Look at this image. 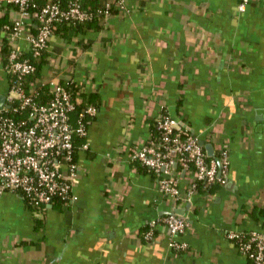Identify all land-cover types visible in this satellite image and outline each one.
<instances>
[{
	"label": "crops",
	"instance_id": "obj_1",
	"mask_svg": "<svg viewBox=\"0 0 264 264\" xmlns=\"http://www.w3.org/2000/svg\"><path fill=\"white\" fill-rule=\"evenodd\" d=\"M240 4L126 0L99 30L54 32L38 84H74L75 99L98 113L75 143L76 201L37 210L0 196V264H247L227 235L264 234V6ZM15 16L0 15L2 55L4 26ZM8 90L0 64V96ZM163 113L209 159L228 152L224 184L175 202L159 192L158 176L129 160ZM174 172L184 191L189 175ZM176 210L188 223L183 234L160 224L144 239L145 227ZM173 240L187 249H172Z\"/></svg>",
	"mask_w": 264,
	"mask_h": 264
},
{
	"label": "built area",
	"instance_id": "obj_2",
	"mask_svg": "<svg viewBox=\"0 0 264 264\" xmlns=\"http://www.w3.org/2000/svg\"><path fill=\"white\" fill-rule=\"evenodd\" d=\"M83 1L48 0L40 5L36 0H0V15L10 9L16 15L11 24L4 26L3 33L10 44L8 53L0 52V64L9 82L5 105L0 109V196L15 194L39 210H47L57 200L64 206L77 200L73 194L78 169L75 143L77 138L86 137V121L94 118L98 109L83 105L67 87L53 80L48 83L50 97L42 102L37 86L40 79L36 75L33 80L37 71L34 61L48 50L56 24L100 17L108 20L113 10H124L126 3L108 0L101 8L93 9L83 7ZM250 1L241 0L240 9L244 11ZM255 1L264 6V0ZM21 41L27 43L26 48L19 45ZM157 130L160 140L151 134L141 147L129 153V160L141 163L158 176L161 194L175 202H191L200 181L207 185L225 183L230 167L226 150L220 159H209L197 138L166 114L158 117ZM175 167L190 177L184 191ZM160 224L176 237L188 228L187 221L173 212L150 224L143 235L146 241H152ZM227 238L236 244L247 264H264V234L231 232ZM169 246L177 251L187 249L186 244L175 240Z\"/></svg>",
	"mask_w": 264,
	"mask_h": 264
},
{
	"label": "trees",
	"instance_id": "obj_3",
	"mask_svg": "<svg viewBox=\"0 0 264 264\" xmlns=\"http://www.w3.org/2000/svg\"><path fill=\"white\" fill-rule=\"evenodd\" d=\"M48 0H36V2L40 5H44L46 4ZM52 1H60V0H52ZM108 0H84L83 1V7H92L93 9H97V8H101ZM117 10H113L112 14L117 13ZM7 17H9L8 14H6L5 17H3V19H5V22H7ZM2 18V17H1ZM0 18V19H1ZM2 19V20H3ZM103 19L102 17L100 18H95L91 21H86V22H81V23H59L55 25V33L59 32L61 34V36H63L64 38H69L71 35H77L78 33H86L88 31L91 30H99L103 24ZM8 23V22H7ZM68 40L69 39H65ZM3 50L5 55L8 53L10 44L8 42H4L3 44ZM6 50V51H5ZM46 55H47V51L43 53V55L37 59L36 61H34V63L36 64V74L33 76V80L35 78V76L39 75L40 73H42V69L43 67L48 63L47 59H46ZM65 87H67V89L73 94L74 98L80 93L79 92V88L75 87L74 84H66L64 85ZM38 91L40 92V95H42L41 101L42 102H46L49 99V88L47 86L38 84ZM92 100V99H91ZM94 101V100H92ZM82 110V107L79 106L78 107V111ZM165 113H163L164 115ZM88 121V120H87ZM86 121V124H87ZM150 132L153 136V138L158 141L160 140V132L157 130V120H153L152 124L150 125ZM79 139V140H78ZM81 139L84 138H77L76 142L81 141ZM134 163H138L140 166V169H143L144 171H149L145 166H143L141 163L134 161ZM177 170H180V167H177ZM151 172V171H149ZM220 186L219 183L213 184V185H207L205 182L200 181L197 185V192H212L214 190H216V188ZM63 205V203L60 200L55 201V203L53 204V206L55 208H59ZM32 207V206H31ZM34 208V207H33ZM36 209V208H34ZM38 210V209H37ZM261 213L264 216V208L261 210ZM165 217V216H164ZM150 225L145 227L144 232L145 233L148 229H149ZM181 252V251H178Z\"/></svg>",
	"mask_w": 264,
	"mask_h": 264
},
{
	"label": "water",
	"instance_id": "obj_4",
	"mask_svg": "<svg viewBox=\"0 0 264 264\" xmlns=\"http://www.w3.org/2000/svg\"><path fill=\"white\" fill-rule=\"evenodd\" d=\"M5 105V97L4 96H0V109H2ZM200 145L203 146L202 143H200ZM51 207V206H49ZM175 213L179 216H182L184 214V211H180V210H176Z\"/></svg>",
	"mask_w": 264,
	"mask_h": 264
}]
</instances>
